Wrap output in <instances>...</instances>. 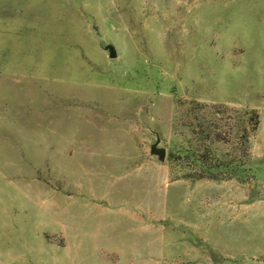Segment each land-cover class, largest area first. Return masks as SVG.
Wrapping results in <instances>:
<instances>
[{
    "label": "rangeland",
    "instance_id": "rangeland-1",
    "mask_svg": "<svg viewBox=\"0 0 264 264\" xmlns=\"http://www.w3.org/2000/svg\"><path fill=\"white\" fill-rule=\"evenodd\" d=\"M0 264H264V0H0Z\"/></svg>",
    "mask_w": 264,
    "mask_h": 264
},
{
    "label": "trees",
    "instance_id": "trees-1",
    "mask_svg": "<svg viewBox=\"0 0 264 264\" xmlns=\"http://www.w3.org/2000/svg\"><path fill=\"white\" fill-rule=\"evenodd\" d=\"M200 107H205V105L199 104V103H191L189 105L190 110H196L197 108ZM241 118H242V122L241 125L243 126V133H242V144L245 146L246 148V152H247V145H248V141H249V136L250 134H252L254 131L257 130L258 125H259V116L258 113L255 110H245L241 113ZM247 154V153H246ZM190 152L187 153L186 158L190 159ZM195 157V155H194ZM192 162L196 163V162H200L199 163V171L194 172V173H188L186 175L187 178H197V179H202L204 178V176L206 175V177L211 178V179H216L217 175L215 173H212V169L215 167H209V166H204L205 165V161L203 158L199 157L198 159H192ZM217 167V166H216Z\"/></svg>",
    "mask_w": 264,
    "mask_h": 264
},
{
    "label": "water",
    "instance_id": "water-1",
    "mask_svg": "<svg viewBox=\"0 0 264 264\" xmlns=\"http://www.w3.org/2000/svg\"><path fill=\"white\" fill-rule=\"evenodd\" d=\"M104 50L108 52L109 58L114 59L117 56L116 49L112 44H107L104 46ZM160 139L156 138L155 142L150 145L149 154L156 157L159 162H164L166 157V149L164 147H159Z\"/></svg>",
    "mask_w": 264,
    "mask_h": 264
}]
</instances>
